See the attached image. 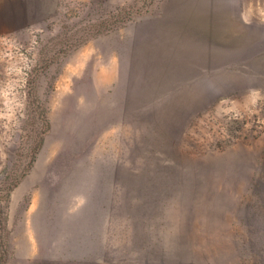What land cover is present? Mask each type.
Here are the masks:
<instances>
[{
    "label": "rangeland",
    "instance_id": "obj_1",
    "mask_svg": "<svg viewBox=\"0 0 264 264\" xmlns=\"http://www.w3.org/2000/svg\"><path fill=\"white\" fill-rule=\"evenodd\" d=\"M89 161L120 261L264 264V0H0V264L24 177Z\"/></svg>",
    "mask_w": 264,
    "mask_h": 264
},
{
    "label": "crops",
    "instance_id": "obj_2",
    "mask_svg": "<svg viewBox=\"0 0 264 264\" xmlns=\"http://www.w3.org/2000/svg\"><path fill=\"white\" fill-rule=\"evenodd\" d=\"M79 165L82 170L59 185L49 165L24 177L11 215L18 214L12 221L14 256L8 264L136 263L133 258L122 262L112 253L113 243L121 240V234L114 227L120 211L106 208V202L113 197L110 186L118 180L110 176L114 171H108L113 167L90 161ZM26 193L27 203L24 202ZM22 200L24 206L19 210ZM127 220L130 225L137 222L136 217ZM117 222L120 224L119 218ZM135 233L127 235L124 243L132 237L135 245Z\"/></svg>",
    "mask_w": 264,
    "mask_h": 264
}]
</instances>
